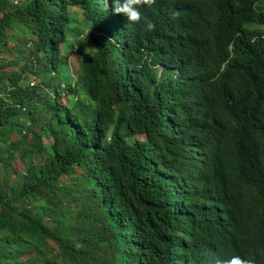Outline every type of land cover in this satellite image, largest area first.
<instances>
[{"label":"trees","instance_id":"16d2710c","mask_svg":"<svg viewBox=\"0 0 264 264\" xmlns=\"http://www.w3.org/2000/svg\"><path fill=\"white\" fill-rule=\"evenodd\" d=\"M112 7L0 0V264H264V0Z\"/></svg>","mask_w":264,"mask_h":264},{"label":"clouds","instance_id":"9594fccd","mask_svg":"<svg viewBox=\"0 0 264 264\" xmlns=\"http://www.w3.org/2000/svg\"><path fill=\"white\" fill-rule=\"evenodd\" d=\"M155 0H113L112 12L122 14L127 22L138 23L141 21L143 6H152ZM146 31L152 32L155 30V24L152 22L146 23ZM88 34L82 35L81 39H86ZM223 264H255V261L250 258H243L240 255H231L223 261Z\"/></svg>","mask_w":264,"mask_h":264},{"label":"rangeland","instance_id":"374dc122","mask_svg":"<svg viewBox=\"0 0 264 264\" xmlns=\"http://www.w3.org/2000/svg\"><path fill=\"white\" fill-rule=\"evenodd\" d=\"M251 27H255V26H251ZM262 29L264 30V26H262ZM72 53V52H71ZM73 69H74V65H72ZM65 76L67 77L66 80H64V83L68 82V80H70L69 76L71 75V70L70 69H65L64 72ZM65 96H63L62 100L65 101Z\"/></svg>","mask_w":264,"mask_h":264}]
</instances>
